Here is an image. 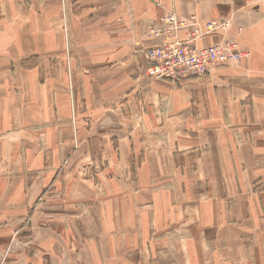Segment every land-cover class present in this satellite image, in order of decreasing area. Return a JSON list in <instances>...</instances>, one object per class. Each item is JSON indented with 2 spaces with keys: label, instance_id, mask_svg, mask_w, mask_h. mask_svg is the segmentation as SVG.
Listing matches in <instances>:
<instances>
[{
  "label": "crops",
  "instance_id": "obj_1",
  "mask_svg": "<svg viewBox=\"0 0 264 264\" xmlns=\"http://www.w3.org/2000/svg\"><path fill=\"white\" fill-rule=\"evenodd\" d=\"M263 7L0 0V206L23 212L27 198L53 193L33 210V258L10 264H264ZM173 12L234 19L229 36L253 49L245 69L219 67L178 89L151 80L144 50L161 41L148 33ZM57 44L72 54L59 75L50 61ZM39 47L49 55L44 80L39 64H21ZM77 111L92 125L75 149ZM8 245L0 238L2 251Z\"/></svg>",
  "mask_w": 264,
  "mask_h": 264
},
{
  "label": "built area",
  "instance_id": "obj_2",
  "mask_svg": "<svg viewBox=\"0 0 264 264\" xmlns=\"http://www.w3.org/2000/svg\"><path fill=\"white\" fill-rule=\"evenodd\" d=\"M161 28H154L148 38L161 44L148 47L144 57L148 66L146 75L154 81L180 83L190 77H202L213 67L239 65L249 57L229 32L235 23L232 18L220 17L202 21L197 16L179 18L170 13ZM237 33L242 28H236ZM221 39L211 45L200 43L210 35Z\"/></svg>",
  "mask_w": 264,
  "mask_h": 264
},
{
  "label": "rangeland",
  "instance_id": "obj_3",
  "mask_svg": "<svg viewBox=\"0 0 264 264\" xmlns=\"http://www.w3.org/2000/svg\"><path fill=\"white\" fill-rule=\"evenodd\" d=\"M219 3L220 2H218V1L216 2L217 5L224 4V3H222V4H219ZM259 9L264 13V7L259 8ZM173 13H175V12H173ZM7 23H8V25H12V27H14V25H15L14 21L12 19H10V17H8V20H6V24ZM58 29H59V31H58ZM62 29L64 30V33H65L66 30H65L64 26L63 27L59 26L58 28L55 27L53 29V30H57V35H56L57 38H55V41L59 40V37L61 35L60 31ZM147 48H148V46L145 47L144 53L147 50ZM38 50L39 51H35V55L29 57V59L22 60L21 64L23 63L24 67H26V68H29V67H32L34 65L39 64L41 76H42V72L45 70V67L46 66L48 67V65H46V63L43 61L45 58H49L48 57L49 55L47 52L48 50L46 48L39 47ZM243 50H245L246 53H249V57L253 56V49H251L250 47H245ZM50 55H51V57H50L51 65L53 66V70H54L56 75H59L60 72L62 71V68L64 66V60L63 59H65V55H66V60H65L66 66L68 64L67 58H69V56H72L71 49L68 50L67 47L65 49L62 45H59V44H57V47H55V49L53 50V52H51ZM251 57H250V59H251ZM248 58L244 59V61L239 63V65H230L229 68L230 67H234V68H238V67L242 68L243 67L245 69V65H246L245 61ZM32 59H34V63L30 62ZM27 61H29V63ZM219 69H220L219 67L211 68L208 75L213 74L215 71H217ZM42 77L44 80L45 75H43ZM190 78H198V77H190ZM190 78H188V79H190ZM260 78H262V80L264 81V75L261 76ZM188 79H185V80L181 81L180 83H171V82H162V83L168 87L178 89L181 86H184ZM95 82H96V80H91L89 82L88 85L90 86V88H92L91 84H93ZM99 82L102 83L103 81H99ZM69 88H70V94H71L72 105H73L74 104L73 94L75 91V85H73V83H71L70 80H69ZM251 98H252V96H248L246 99H251ZM110 105H112L111 101L107 102V107H109ZM87 116L88 115L83 113V112L80 113L77 111L76 114L72 113V115H71L72 138L74 139V141L76 139L80 138V134L85 135L86 128L87 127L90 128V125H92V122H90V119H92V118L87 117ZM77 141L78 140H76L75 149L79 148ZM94 147H95V149L90 148V150L97 157V155H98L97 152L100 151V145L98 143H94ZM91 165L92 166L94 165V167L97 166V168H98L97 160H95V159L92 160ZM49 194H53V193L49 192V190H45L41 194H38L39 196H37L34 200H33V198H30V197L27 198V201L29 202L30 205L28 208L23 209V212H20V211H22L21 209L19 210L18 213L12 212L10 210L15 211V209H17V208L6 209V208H2L0 206V217L2 219H4V223H0V233L5 232V235L0 236V238H4L6 236L7 239H9V245H8L7 250L2 251L0 249V264H10V262L12 260H14L15 258L18 261V258L23 257L26 262H27V260H31L33 258V256L27 251V250H30L31 248H33L34 241H35L33 232L35 231L36 226L34 224L33 218L37 219V217L35 216V212H33V210L37 209L39 203L42 200H44ZM42 210L45 212H48V210L45 207H43ZM32 243H33V245H31ZM34 252H35V250H34ZM44 264H50V263L45 262Z\"/></svg>",
  "mask_w": 264,
  "mask_h": 264
}]
</instances>
